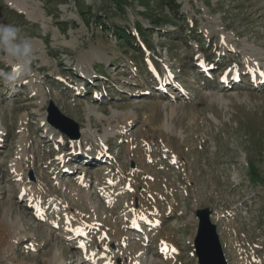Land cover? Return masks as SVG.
<instances>
[{
  "label": "rangeland",
  "instance_id": "rangeland-1",
  "mask_svg": "<svg viewBox=\"0 0 264 264\" xmlns=\"http://www.w3.org/2000/svg\"><path fill=\"white\" fill-rule=\"evenodd\" d=\"M175 2L0 0L44 47L0 83V264H200L205 207L227 264H264V0Z\"/></svg>",
  "mask_w": 264,
  "mask_h": 264
},
{
  "label": "water",
  "instance_id": "water-1",
  "mask_svg": "<svg viewBox=\"0 0 264 264\" xmlns=\"http://www.w3.org/2000/svg\"><path fill=\"white\" fill-rule=\"evenodd\" d=\"M49 112L51 113L52 122L67 133L71 139L80 136L78 123L74 119L62 114L53 102L50 104ZM56 118L63 120H55ZM196 215L199 223L196 236L193 239V244L199 263L227 264L218 232V226L211 219L212 210L208 207L199 208L196 210Z\"/></svg>",
  "mask_w": 264,
  "mask_h": 264
},
{
  "label": "clouds",
  "instance_id": "clouds-1",
  "mask_svg": "<svg viewBox=\"0 0 264 264\" xmlns=\"http://www.w3.org/2000/svg\"><path fill=\"white\" fill-rule=\"evenodd\" d=\"M0 53L3 61L9 64V71L0 70V83L15 91L22 78L30 71L33 56L31 39L21 35L13 25L0 24Z\"/></svg>",
  "mask_w": 264,
  "mask_h": 264
},
{
  "label": "bare ground",
  "instance_id": "bare-ground-1",
  "mask_svg": "<svg viewBox=\"0 0 264 264\" xmlns=\"http://www.w3.org/2000/svg\"><path fill=\"white\" fill-rule=\"evenodd\" d=\"M8 1H9V3L11 5L15 6L16 8H18L20 10H24V9H26L28 0H8ZM30 39H31V42H32L33 51L39 50L41 48H44L42 40H38L36 38H30ZM97 53H98V51L96 50L95 54H97ZM86 54H88V52H86ZM88 57H95V55L94 54H89ZM31 65H32V63H31ZM156 221L158 222L159 219H157ZM14 226H16V225L10 221V219L8 217V212L5 213V215L3 216L2 220L0 221V245H3V243L4 244L7 243L9 241V239L12 237V235L15 232H18V231L15 230V228L18 227V226H16V227H14ZM15 236H17V235H15ZM19 237H20V235H19ZM21 264H23V263H21ZM50 264H62V260H61L60 257H58V258H55L54 260H51Z\"/></svg>",
  "mask_w": 264,
  "mask_h": 264
},
{
  "label": "trees",
  "instance_id": "trees-1",
  "mask_svg": "<svg viewBox=\"0 0 264 264\" xmlns=\"http://www.w3.org/2000/svg\"><path fill=\"white\" fill-rule=\"evenodd\" d=\"M173 3H174V5H172L171 8L174 11L178 7V4L175 2V0H173ZM162 20H167V19L162 18ZM152 21H153V23H155L157 21V19H155V20L152 19ZM182 22L184 23L183 26H185L190 31L191 27L188 25L185 17L182 18ZM113 26L115 28L116 34L120 38H124V41L127 42L130 46H133L134 48H136V50H138L140 53H142V54L144 53V51L142 50V47H141V43L136 39V35H134V33L129 28L122 30V29H120V27H117V25H113ZM183 26L180 25V28H181V30H183V33H184L185 29ZM117 28H119V29H117ZM137 33H138V35L145 37L146 33H147V28L143 27L142 25H140L138 23L137 24Z\"/></svg>",
  "mask_w": 264,
  "mask_h": 264
},
{
  "label": "snow or ice",
  "instance_id": "snow-or-ice-1",
  "mask_svg": "<svg viewBox=\"0 0 264 264\" xmlns=\"http://www.w3.org/2000/svg\"><path fill=\"white\" fill-rule=\"evenodd\" d=\"M260 75H264V72L260 73ZM81 247L83 248V247H84V245H81Z\"/></svg>",
  "mask_w": 264,
  "mask_h": 264
}]
</instances>
